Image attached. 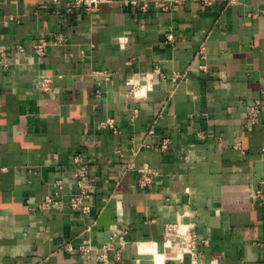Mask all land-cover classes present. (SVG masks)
Returning a JSON list of instances; mask_svg holds the SVG:
<instances>
[{"label":"crops","instance_id":"1","mask_svg":"<svg viewBox=\"0 0 264 264\" xmlns=\"http://www.w3.org/2000/svg\"><path fill=\"white\" fill-rule=\"evenodd\" d=\"M69 2L0 0V20L19 17L0 23V45L21 42L31 54L38 37L61 30L69 41L0 69V264H153L141 243L164 251L166 264H196L177 251L179 236L170 239L176 251L165 246L166 227L179 217L197 236V264H264V0H185L147 12L113 0L93 13L69 11ZM171 30L176 45L167 42ZM202 43L207 71L197 58ZM156 65L168 78L155 74L146 95L132 94L127 80ZM185 69L188 79L176 84L172 74ZM44 75L56 80L41 94L35 84ZM258 98L261 123L247 127ZM107 118L118 132L100 126ZM164 138L168 149L143 147L132 160L160 172L142 189L128 170L131 149ZM77 154L96 185L91 213L41 207L57 180L65 194L76 190ZM114 224L129 227L121 260L66 250L88 237L103 245Z\"/></svg>","mask_w":264,"mask_h":264},{"label":"built area","instance_id":"2","mask_svg":"<svg viewBox=\"0 0 264 264\" xmlns=\"http://www.w3.org/2000/svg\"><path fill=\"white\" fill-rule=\"evenodd\" d=\"M113 0H70L69 2V11L75 9L81 10L84 13H93L99 10V7L104 2H110ZM203 4H212L217 3L222 0H198ZM237 0H225L226 4L235 3ZM56 5H59L62 0H53ZM124 4H131L137 6L141 12H147L151 5L156 8H160L163 11H170L175 6L183 4L185 0H121ZM57 9L54 10V13H61ZM13 21H19V17L16 15H7L0 23H9ZM167 42H170L173 45L177 43V37L173 30L169 31L166 35ZM120 46L124 47L126 43V38H118ZM69 44L67 34L64 30L49 32L46 35L38 37L30 49L31 54H29V49L21 42H17L12 46L5 44L0 45V69H11L16 66H22L26 64L28 56H34L36 58L44 57L48 54L49 48H65ZM197 58H199L202 63L200 68L204 71H207L208 66L206 61L208 59V52L206 44L202 43L199 46L197 52ZM189 70H180L175 71L171 79L177 84L179 82L185 81L188 79ZM106 79H110L111 72L106 70L101 72ZM155 74H159L162 79H167L168 76L162 71L159 65H156L153 70L147 72H140L134 74L127 80V85L131 87V93L135 95H146L148 88L152 87V80L154 79ZM62 74H58L56 78L61 79ZM56 78L51 75L41 76L40 79L36 82L35 88L41 94L50 92L54 89V83ZM99 94V90L97 91ZM141 96V95H140ZM261 112H262V100L260 98L254 100L253 103L249 106L248 116H247V127L257 126L261 123ZM138 116L137 110L133 111L132 116L130 117V122L133 123ZM100 126L103 128H109L114 132H118V129L115 124L114 118H107L100 123ZM203 133L200 132V136ZM170 145V139L164 138L157 145H150L146 143L140 144L138 147H133L131 149V154L129 157L130 163L128 165V170L136 171L139 174L138 183L142 189L149 188L154 183V180L159 176L160 172L157 168H153L148 165L136 166L133 163V158L139 153L141 148H156L161 151L168 149ZM73 183L76 186V190L72 193L65 194L62 190L64 184L62 180H57L54 182V189L52 192L46 194L41 203V207L47 209H54L63 211L66 206L80 212L81 214L87 215L92 211V202L94 197V192L96 190V185L94 180L90 177V166L85 161L84 157L81 154H77L74 157V167H73ZM262 192L261 189L255 191L256 195H260ZM166 234L168 240L175 234L183 240V245L181 246L180 251L182 253H191L192 256H195L194 263H198L197 256V236L193 234L191 226L188 225V228L182 232L177 224H169L166 227ZM92 224L86 226L85 232H91ZM129 234V227L126 225L114 224L110 227V236L109 240L101 246H96L92 238H84L79 245L74 246L71 243L65 244L67 251L72 254L78 253L83 259L87 261H96V262H105L109 260V254L113 252L116 260H121L123 257V252L128 244L126 236Z\"/></svg>","mask_w":264,"mask_h":264},{"label":"bare ground","instance_id":"3","mask_svg":"<svg viewBox=\"0 0 264 264\" xmlns=\"http://www.w3.org/2000/svg\"><path fill=\"white\" fill-rule=\"evenodd\" d=\"M182 218H178V223L182 225L181 231L183 232L185 228H188L189 224H185L182 220ZM165 246L172 247L174 251L177 250V247L174 246L171 240H167ZM167 248V247H166ZM177 251H180L179 248ZM140 252L143 254H153L154 256V262L153 264H166L167 256L166 253L158 251V249L152 244V243H141L140 244ZM183 253L180 251V255ZM175 258V257H174Z\"/></svg>","mask_w":264,"mask_h":264},{"label":"rangeland","instance_id":"4","mask_svg":"<svg viewBox=\"0 0 264 264\" xmlns=\"http://www.w3.org/2000/svg\"><path fill=\"white\" fill-rule=\"evenodd\" d=\"M186 224V223H185ZM179 227H180V230H181V228H182V225L179 223ZM175 246V245H174ZM160 252H163L164 253V251H160ZM154 256V255H153ZM153 262H154V257H153Z\"/></svg>","mask_w":264,"mask_h":264},{"label":"clouds","instance_id":"5","mask_svg":"<svg viewBox=\"0 0 264 264\" xmlns=\"http://www.w3.org/2000/svg\"><path fill=\"white\" fill-rule=\"evenodd\" d=\"M140 95H143V93H140Z\"/></svg>","mask_w":264,"mask_h":264}]
</instances>
